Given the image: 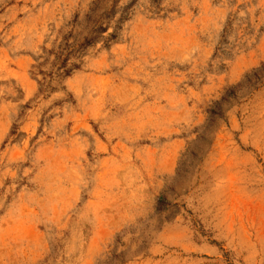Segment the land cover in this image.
<instances>
[{"label":"rangeland","instance_id":"rangeland-1","mask_svg":"<svg viewBox=\"0 0 264 264\" xmlns=\"http://www.w3.org/2000/svg\"><path fill=\"white\" fill-rule=\"evenodd\" d=\"M263 64L264 0H0V264H264Z\"/></svg>","mask_w":264,"mask_h":264},{"label":"trees","instance_id":"trees-1","mask_svg":"<svg viewBox=\"0 0 264 264\" xmlns=\"http://www.w3.org/2000/svg\"><path fill=\"white\" fill-rule=\"evenodd\" d=\"M122 18H120V19H122ZM92 31H99V25L97 27H92L88 31V34L83 37L82 41H77L75 43L66 42L63 45L62 44L59 45L60 50L57 51V59H56V61L54 63L55 64L61 63L60 65L66 64V61H65V58H64V56H65L64 54H66V53H64V50H67L69 48H75V46H77V45L79 47V46H83V45L88 44V43H92L94 41V36L91 35L93 33ZM115 37H116L115 33H109L107 36L104 37V40L108 41V39H113ZM72 65L76 66V63L74 62V63H72ZM71 70H72L71 68H67V69L64 70V72L70 73ZM247 75H248L247 83H251L254 80L261 79V77L264 75V64H263V67L261 69L254 70L253 75H251V76H250V74H247ZM234 91H235V88H231V89L229 88L227 90V92L229 93L228 95L233 94ZM219 104H220V102L218 101L216 103L215 109H213V112L215 114H217V112H218V109L216 107H218Z\"/></svg>","mask_w":264,"mask_h":264}]
</instances>
